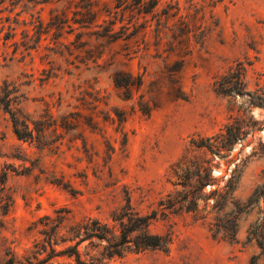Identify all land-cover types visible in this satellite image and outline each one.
<instances>
[{
    "label": "rangeland",
    "instance_id": "obj_1",
    "mask_svg": "<svg viewBox=\"0 0 264 264\" xmlns=\"http://www.w3.org/2000/svg\"><path fill=\"white\" fill-rule=\"evenodd\" d=\"M91 1L96 17L90 23L82 0H20L13 8L6 1L0 7V81H27L24 112L33 119L52 115L61 135L49 146L18 140L0 110V163L21 168L34 161L43 170L8 179L12 205L0 230V258L9 246H29L31 223L59 208L73 219L106 218L125 203L127 191L140 212L156 207L173 189L174 164L197 154L191 141L237 115L214 92V78L241 61L250 87L264 88V0ZM39 22L40 40L26 48L39 35ZM179 60L187 100L169 93L166 65ZM117 72L142 79L128 88L130 97L115 84ZM145 104L148 114L141 110ZM252 115L258 129L232 150L248 157L241 197L264 175V153L251 155L252 148L264 147V108ZM64 117L73 129L59 126ZM228 159H214V175L229 174L234 163ZM151 229L171 233L169 250L131 252L122 263L248 264L254 251L242 246V238L237 244L213 238L191 213L158 215Z\"/></svg>",
    "mask_w": 264,
    "mask_h": 264
},
{
    "label": "trees",
    "instance_id": "obj_2",
    "mask_svg": "<svg viewBox=\"0 0 264 264\" xmlns=\"http://www.w3.org/2000/svg\"><path fill=\"white\" fill-rule=\"evenodd\" d=\"M6 1L13 8L20 0H0V7ZM82 1L84 15L90 23L96 17L92 1ZM37 26L39 35L33 46L27 44L26 48L35 47L39 42L41 22ZM8 37L10 33L4 36L5 39ZM182 67L183 60L166 65L169 93L175 99L187 100L188 96L180 85ZM113 80L117 86L127 88L128 97L131 95L128 88H138L142 84L140 77L133 78L124 72H117ZM25 84L28 82L0 81V110L7 115L18 140H35L41 146L52 145L61 136L55 134L57 120L48 113L33 119L24 112L22 103L26 97L22 86ZM212 85L217 95L228 99L231 110H235L237 115L213 134L191 141L197 154L184 156L174 164L173 189L157 200L156 207L145 213L140 212L133 206L127 191L125 203L111 210L106 218L88 215L73 219L66 208L56 209L53 214H44L33 221L29 227L35 231L31 244L21 251L7 247L0 264H124L120 260L131 252L149 249L168 251L171 233L154 232L151 224L158 215L165 218L183 212L191 213L195 219L206 223L213 238L232 244L240 243L242 238L243 247L254 248L248 264L264 263V175L246 196H239L237 190L248 157L232 154L235 144L239 143L243 148V142L258 129L252 111L256 107L264 108V88L250 87L245 65L241 61L217 75ZM141 110L144 114L150 111L147 104ZM59 126L74 128V124L66 117ZM54 134V138L48 139ZM263 153L264 147L252 148L251 155L260 156ZM215 158H229L226 163H234L229 174L225 170L214 175L213 168H219V164H213ZM35 168L43 172L34 161L21 168L8 162L0 163V230L12 205V193L7 186L10 175L28 174ZM52 182L76 192L61 179Z\"/></svg>",
    "mask_w": 264,
    "mask_h": 264
}]
</instances>
